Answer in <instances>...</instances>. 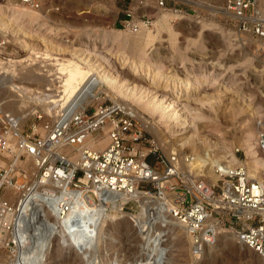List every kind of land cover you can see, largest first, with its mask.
Masks as SVG:
<instances>
[{"label":"built area","instance_id":"built-area-1","mask_svg":"<svg viewBox=\"0 0 264 264\" xmlns=\"http://www.w3.org/2000/svg\"><path fill=\"white\" fill-rule=\"evenodd\" d=\"M124 1L117 23L129 32L153 28L162 12L171 13L173 21L224 14L235 32L249 34L257 42L264 67V0ZM19 2L41 7L39 0ZM12 49L9 56L7 49L0 50L1 57L24 59L23 63L38 64L44 71L54 69L45 73L48 82L34 81L41 89L37 95L29 94V100L41 104L48 99L42 97L57 93L63 72L53 64L56 57L42 45L34 52L19 44ZM94 92L82 108L59 111L36 104L22 115L13 107L3 109L0 98V257L16 261L20 248L31 244L30 236L49 228L45 210L54 208L61 221L75 211L70 225L77 234L78 222L92 225L94 208L107 204L105 196L114 194L125 213L140 209L142 200L150 220L160 211L182 223L196 257L228 233L264 264V178L251 176L246 165L230 154L220 158L212 152L217 180L197 175L198 164L181 165L179 154L152 132L147 119L106 92ZM99 134H106L108 142L102 147L97 145L99 139L89 144ZM255 144L264 149V127L259 128ZM232 152L245 157L238 146ZM192 155L186 156L189 162Z\"/></svg>","mask_w":264,"mask_h":264},{"label":"rangeland","instance_id":"rangeland-1","mask_svg":"<svg viewBox=\"0 0 264 264\" xmlns=\"http://www.w3.org/2000/svg\"><path fill=\"white\" fill-rule=\"evenodd\" d=\"M19 1L1 0L0 6L6 8L20 4L18 7L31 8L37 13L39 19L21 24L25 25L23 31L37 32L38 37H31L34 41L28 40V49L30 47L34 52L41 45L35 38H44L46 40L43 43L63 47L67 50L64 57L68 58L72 57L70 51L89 47L91 53H101L102 58L113 62L109 63V68L125 73L132 81L138 78L139 75L129 68L121 70L123 65L113 55L124 52L132 56V52L120 40L126 38L128 32L120 29L117 23L123 15L124 0H39L41 7L37 8ZM1 12L5 13L3 9ZM171 24L178 33L176 47L174 50L168 48V42L159 40L150 53V60L160 66L165 76L178 74L190 77L197 84V91L191 94L192 100L187 105L190 125L169 129L165 121L160 122L158 117L146 113L158 126L155 129L151 127L152 132L166 141L168 148L179 154L181 165L190 154L203 160V171L199 174L197 169L195 171L197 175H208L209 179L217 180L216 175L209 172L210 169L214 171L215 160L210 158L211 152L220 158L226 156V153L233 157L232 151L238 146L246 153L245 145L250 139L257 151L256 157L264 160V150L258 149L255 144L259 128L264 127V68L257 42L249 34L235 32L233 24L224 14L192 16L179 21L171 20ZM157 29L158 24L152 31L156 32ZM0 33V38H3V32ZM58 34L64 38L58 39ZM65 36H70L71 41ZM6 41V54L9 56L14 51L12 47L17 45L11 40ZM110 52H113L112 55H109ZM35 82L38 80L35 79ZM104 92L115 102L124 101L121 96ZM204 97L206 99L203 100ZM186 98V95L182 96L183 100ZM15 104L12 107L18 110V104ZM24 121L28 123L30 119ZM107 142L108 138L103 135L97 145L104 146ZM246 161L247 153L244 163ZM261 178H264V174ZM110 214L106 212L98 233V243L92 249L93 264L139 263L146 251L141 244L142 235L136 222L128 215L120 217L119 213L116 220H111ZM164 238L168 249L167 258L162 264H260L252 251L237 244L235 240L217 239L215 247L198 259L183 232H171ZM78 244L69 238L61 243L59 249L55 246L51 264H78L80 256L85 260L84 264H87L86 255L91 254L84 252L85 245Z\"/></svg>","mask_w":264,"mask_h":264},{"label":"bare ground","instance_id":"bare-ground-1","mask_svg":"<svg viewBox=\"0 0 264 264\" xmlns=\"http://www.w3.org/2000/svg\"><path fill=\"white\" fill-rule=\"evenodd\" d=\"M17 5L19 6L20 4ZM24 5L29 6L27 4ZM18 6L6 8L0 6V31L3 32L2 37L4 39L6 38L8 41L11 40L16 43L15 45L19 44L24 48H28V40L31 39L34 41V38L31 37H35L37 32H25L23 31L25 25L21 24L27 21L30 23L31 21L39 19V17L36 12L31 10V8ZM32 8L37 7L33 6ZM2 9L5 11L3 14H1ZM172 17L173 15L171 13L162 12L153 28H143L138 32H129L122 29L128 32V36L119 39L122 42L121 44L125 45L127 47L126 49L132 52V56L130 57L124 52H116L113 55L123 65L121 70L129 68L131 71L139 75L138 78L136 77L133 81L127 78L125 73H120L117 70L114 71L109 68L112 61H107V58L105 57L102 58L103 54L101 53H91L89 47H80L75 51H70L72 57L68 58L66 56L64 57L67 50L63 49V47L61 48L48 42L43 43V41L46 40L44 38L38 40L35 38V41L41 43V45L46 48L49 55L51 54L57 58L53 64H57L63 72L60 79L63 80V82L57 87V93L42 97V100L48 98L41 103L42 105L29 100V94L34 95L37 90L41 89L38 87L39 85L33 84L35 79L41 84L42 82H48L49 77L45 73L53 71V67L44 71L38 64L28 66L26 63L22 62L24 59L18 60L12 57L4 59L0 55V98H2V108L12 107L13 103H16L18 104V107H16L19 108L16 111L19 115L25 113L28 108L35 107L36 104L41 105L45 109L56 106L59 111L60 109L68 110L78 107L82 108L91 101L92 94L95 93V90H104L112 96L113 94H116L124 98L123 102H117L129 106L139 116L147 119L150 122V127L153 129L158 127L156 121L153 122L150 117L146 116V113H149L156 118L158 117L160 122L165 121L167 123L166 126L169 129L175 127L181 129L187 124L190 125L191 119L187 114V105L188 102L192 100L190 99L191 94L197 91V84H195L190 77H182L178 74L165 76L161 73L160 66L154 64V62L152 63L150 60V53L154 50L155 43L159 40L160 42H168V48L173 49L176 47L178 33L171 24ZM190 17L192 16L186 18ZM179 20H183V18H180ZM157 24V31H152L156 28ZM11 32L14 35L12 34V36L9 37ZM131 34L136 35L130 37L129 35ZM164 36H167V38L165 39ZM6 40L4 44H0V50L8 49V43ZM57 53L64 54L60 55ZM112 53L113 52H110L109 55H112ZM19 63L20 66L16 69L10 67L11 65H18ZM17 74L19 75L17 76ZM101 82L102 84L97 86V84ZM143 82L144 84H142ZM183 95L187 96L184 100L182 99ZM208 95L209 94H207V97ZM204 96L206 95L204 94ZM202 99L204 100L206 98L204 97ZM213 99H216V97ZM24 120L25 119L23 118V121ZM103 135L107 137L106 134H99L96 137L94 136L89 139V144L96 143V139H100ZM250 137L252 138V136ZM250 141L252 140L249 139V142H246L247 144L245 145L247 153V161L245 163V151V157L243 158H239L232 152L233 157L231 156V159L241 160L246 167L248 166L247 171L251 176L261 178L264 174V160L256 157L257 151L255 150L253 143ZM186 161H189V159L184 161L183 165L186 167H192L193 163L198 164L197 174L203 171L202 166L205 163L203 164V160L198 156L195 157L194 161L192 160L193 162L191 163H186ZM209 172L214 176L216 175L215 178H218V174L214 173L213 170L211 171L210 169ZM105 198V200L108 201L107 204L102 203L100 206L94 208L95 215L92 218V225H89L87 220L81 222L82 226L81 223L79 224L78 222V231H80L77 234L71 231L70 225V221L73 219L72 217L75 215V211L71 212L68 215V218L61 221L54 208L53 210H45L46 221L49 228L39 231L38 235L32 234L30 236L31 244L20 248V258L16 261H11L6 255H1L0 260L5 264H51L52 262L50 260L54 253V247L57 246L59 249V247L62 246L61 243H65L69 238H72L76 243L78 242L82 246L85 245L84 252H90L91 254L89 256L86 255V263L93 264L94 257L92 249L96 246V243H98V233L103 226L102 222L106 217L107 211L111 212L109 215L111 216V220H116L117 214L119 213L121 214L120 217L128 215L131 220L136 222V226L142 235L141 244L146 251L144 258L140 259L137 264H162L167 258L166 254L168 249L166 247L167 240L164 237L168 236L171 232H183L185 237L190 240L184 225L173 217L161 213L160 211H156L153 213V220H150L149 208L145 206L142 200H140V209L135 212L125 213L124 210H121L122 203L116 200L114 194L107 195ZM86 208L90 209L89 204H87ZM217 239H219V241L224 239L234 240V236L233 234L223 233L219 235ZM216 241L213 244H208L203 253L206 254L212 250L215 247ZM80 257L81 260L76 262H78V264H84L85 260L82 256ZM74 263L75 262H73V264Z\"/></svg>","mask_w":264,"mask_h":264},{"label":"water","instance_id":"water-1","mask_svg":"<svg viewBox=\"0 0 264 264\" xmlns=\"http://www.w3.org/2000/svg\"><path fill=\"white\" fill-rule=\"evenodd\" d=\"M80 223H81V222H80ZM80 223H79V224H80ZM81 226H82V223H81ZM79 231H80V230H79Z\"/></svg>","mask_w":264,"mask_h":264}]
</instances>
